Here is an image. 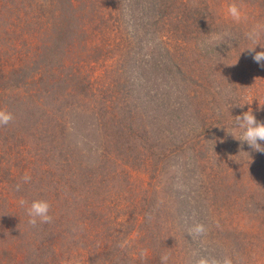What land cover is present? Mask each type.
Returning a JSON list of instances; mask_svg holds the SVG:
<instances>
[{"label":"rangeland","instance_id":"374dc122","mask_svg":"<svg viewBox=\"0 0 264 264\" xmlns=\"http://www.w3.org/2000/svg\"><path fill=\"white\" fill-rule=\"evenodd\" d=\"M161 1L0 0V264H264V0Z\"/></svg>","mask_w":264,"mask_h":264},{"label":"clouds","instance_id":"9594fccd","mask_svg":"<svg viewBox=\"0 0 264 264\" xmlns=\"http://www.w3.org/2000/svg\"><path fill=\"white\" fill-rule=\"evenodd\" d=\"M226 15L233 23H239L242 20V8L236 2V0H232V2L227 4ZM244 36L245 39L252 45L246 47L244 51L248 50V54L251 56L253 62L259 67L264 68V46H262L260 43V40L264 38V25L256 24L250 27L245 32ZM258 45L260 47L259 51L256 50ZM12 119L13 116L10 112L0 110V126H6ZM234 128L239 130L240 139L238 140H240L242 143H246L251 149L255 151L264 152V144L260 143L261 141H264V121H258L251 108H249L248 111L243 112L242 115L235 117ZM29 180L30 177H24L25 183H27ZM24 203V201H21V204ZM49 210L50 205L46 200H32L30 206L26 210L27 215L30 218L29 222L33 225L37 223V220H39L41 223L49 222L51 220ZM194 230L195 232L200 233L203 232L204 229L202 225H196ZM200 264H208V262L206 260H201ZM212 264H221V262L213 261ZM222 264H231V260L225 257L222 261Z\"/></svg>","mask_w":264,"mask_h":264},{"label":"trees","instance_id":"16d2710c","mask_svg":"<svg viewBox=\"0 0 264 264\" xmlns=\"http://www.w3.org/2000/svg\"><path fill=\"white\" fill-rule=\"evenodd\" d=\"M183 3L186 4L187 3L186 0H162L161 1V6L164 9H167V8L170 7V10H168V14L171 15L174 20L180 22L179 24H184L185 25L187 23H185L183 20H188L189 21L188 24H191L192 23L193 24L192 26H195V27L198 28L197 30H203L205 28V23L202 22L201 20H199L198 13L195 12L196 10H194V12H190V16H189V12L186 11V8L184 9V6L185 5L183 6ZM162 13L164 15V12H162ZM190 19L192 20L191 23H190ZM176 30H179V27H177ZM178 71H180V70H178ZM1 74H2L4 80L7 79V84H8L9 83V79L7 77L8 74H7V76H4V73L3 72ZM180 77H181V74H180ZM11 82L14 84V81L13 80H11ZM229 105H230V103H229ZM235 114L237 116L239 114V111H236ZM236 116L235 115H232V118L231 117L229 118V116H228V119H230L231 121L233 120L232 123H234ZM156 155H157V152H156Z\"/></svg>","mask_w":264,"mask_h":264}]
</instances>
